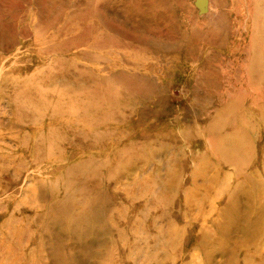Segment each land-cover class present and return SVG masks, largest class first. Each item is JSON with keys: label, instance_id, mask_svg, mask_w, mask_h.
<instances>
[{"label": "rangeland", "instance_id": "rangeland-1", "mask_svg": "<svg viewBox=\"0 0 264 264\" xmlns=\"http://www.w3.org/2000/svg\"><path fill=\"white\" fill-rule=\"evenodd\" d=\"M0 264H264V0H0Z\"/></svg>", "mask_w": 264, "mask_h": 264}]
</instances>
